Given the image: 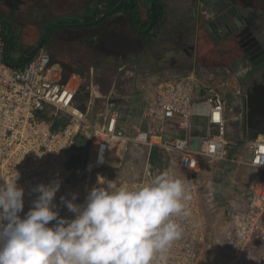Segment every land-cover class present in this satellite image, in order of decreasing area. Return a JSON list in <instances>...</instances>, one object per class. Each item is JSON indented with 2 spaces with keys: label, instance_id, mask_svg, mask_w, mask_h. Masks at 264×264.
Segmentation results:
<instances>
[{
  "label": "built area",
  "instance_id": "2783aa9c",
  "mask_svg": "<svg viewBox=\"0 0 264 264\" xmlns=\"http://www.w3.org/2000/svg\"><path fill=\"white\" fill-rule=\"evenodd\" d=\"M6 50L7 36L0 23V183L16 181L24 189L26 212L36 198L32 189L41 183L61 181L54 203L60 201L76 169L69 163L80 135L90 140L92 149L86 170L108 166L109 153L119 152V147L128 143L149 149L159 146L179 154L180 168L190 172L187 183L192 192L193 174L203 160H230L225 98L193 74L162 80L154 102L140 118V127L130 134L117 109L111 110L102 124L88 119L86 108L76 102L80 82L72 77L64 80L59 63L47 49L39 46L22 64L8 62ZM196 115L206 116L214 127L200 139L198 148L191 144ZM166 131L172 136L167 138ZM249 144L250 164L258 170L259 178L244 212L237 216L242 242L235 246L230 264H264V134ZM182 246L187 251L191 248Z\"/></svg>",
  "mask_w": 264,
  "mask_h": 264
},
{
  "label": "rangeland",
  "instance_id": "374dc122",
  "mask_svg": "<svg viewBox=\"0 0 264 264\" xmlns=\"http://www.w3.org/2000/svg\"><path fill=\"white\" fill-rule=\"evenodd\" d=\"M171 10L168 19H163L166 21L165 26L158 31L153 43L141 56L133 54L124 60L111 58L101 63L99 59H103L102 55L96 56L90 53L86 65L79 64L75 68L81 69L83 73L80 74L73 69L68 77H72L76 82L81 81L76 102L86 108L90 121L102 124L108 112L117 109L121 114V122L125 130L130 134H133L136 126H140L141 116L147 106L154 102L158 85L166 78L193 74L198 81L211 84L224 96L227 135L231 142L228 156L230 160L222 165L219 162L214 163L219 160L205 159L202 161V167L194 172L195 192L188 189L189 215L185 219L176 218L182 227V235L173 243L166 264H230L235 246L242 242V231L237 216L244 212L252 186L259 178L258 170L250 164L249 143L255 136L241 135L243 122L238 119L240 107L234 103L230 94L232 89L226 84L229 74L212 66L213 59H216L214 54L218 42L209 33V39H206L207 42L204 43L199 37V34L204 31H200L199 28L196 31L198 38L196 37L194 45L200 46L204 52L197 57L196 50L191 49L193 42L187 39L190 36L188 34L190 30L183 35L181 34L185 33L183 28L181 33L176 32V36L174 34L168 36V30L174 28L173 24L170 25L172 21H169L174 14L172 8ZM60 13L62 14L63 11ZM80 13L84 14V9L80 10ZM202 13L209 19L212 14L209 6H202ZM188 22L186 20L183 23L189 25ZM63 43L58 41L55 52L71 55V58L75 57L72 50L69 51ZM43 48L49 51L48 44L44 43ZM123 114H128L125 116L129 119ZM201 119H195V122L199 123L197 125H202ZM192 123L194 127L193 119ZM134 145L135 143H128L126 146L119 147V150L124 151L120 167H116L119 162L116 161L106 167L86 170V164L92 155L91 146L89 145L87 152L80 151V155L75 153L74 156L77 155L78 160L75 162L73 180L65 189L63 196L71 199L74 193H78L75 202L83 204L87 192L93 187L110 183L135 186L150 181L151 179L146 178L145 168L148 162L150 164V158L148 159L142 152L135 153L132 149ZM206 163L215 164V166L208 169L204 167ZM157 174L154 173V176ZM186 186L188 188V183ZM58 206L62 217L74 218L73 213L60 205V201ZM26 213L24 210L19 215L23 217ZM54 223L55 221L51 222V224ZM181 244L191 248L187 251L188 249Z\"/></svg>",
  "mask_w": 264,
  "mask_h": 264
},
{
  "label": "clouds",
  "instance_id": "9594fccd",
  "mask_svg": "<svg viewBox=\"0 0 264 264\" xmlns=\"http://www.w3.org/2000/svg\"><path fill=\"white\" fill-rule=\"evenodd\" d=\"M60 187L59 180L34 187L21 217L24 189L0 183V264H166L182 235L176 218L189 215L188 188L171 169L135 186L93 187L83 204L78 193L61 196L73 219L54 203Z\"/></svg>",
  "mask_w": 264,
  "mask_h": 264
},
{
  "label": "trees",
  "instance_id": "16d2710c",
  "mask_svg": "<svg viewBox=\"0 0 264 264\" xmlns=\"http://www.w3.org/2000/svg\"><path fill=\"white\" fill-rule=\"evenodd\" d=\"M19 1L17 4L12 0L8 1L9 6L16 12L12 17L18 18L26 29L31 28V32H37L41 28V35H38L39 31L36 34V43L40 44V40H44L48 44L51 55L62 64L64 80L69 78L77 65H86L90 53L102 55L103 59H99L101 63L111 58L124 60L133 54L141 56L153 43L166 15L165 0H22V10L17 11ZM186 3L185 6L193 8L195 1L186 0ZM82 9L84 14L80 13ZM56 11L59 13H55ZM34 12H41V15L35 20L27 18L33 16ZM25 14L27 19L22 16ZM192 15L193 13L188 16L189 22H192ZM4 18L7 21L1 22L8 28L5 58L10 63H25L38 50L39 45L33 44L35 40L25 38L29 47L22 52L19 37L13 34L17 30L16 26L9 21L10 17L6 15ZM174 22L172 19V26L177 25L176 30L183 29L184 25L180 21ZM59 40L64 42L63 45L69 51L72 50L74 59L71 55L55 52ZM15 51L22 53L15 57ZM89 145L90 140L87 137L78 136L71 160L73 167H76L77 155L82 151L87 152ZM75 153L77 155L74 156Z\"/></svg>",
  "mask_w": 264,
  "mask_h": 264
},
{
  "label": "flooded vegetation",
  "instance_id": "af4514ba",
  "mask_svg": "<svg viewBox=\"0 0 264 264\" xmlns=\"http://www.w3.org/2000/svg\"><path fill=\"white\" fill-rule=\"evenodd\" d=\"M199 4L212 12L210 19L200 13L205 23L199 26L204 31L199 37L205 43L210 33L218 42L212 66L229 74L226 84L240 107L241 135L255 136L246 126L250 103L264 111V0H201ZM194 49L197 57L204 52L200 46Z\"/></svg>",
  "mask_w": 264,
  "mask_h": 264
},
{
  "label": "crops",
  "instance_id": "0c3cea01",
  "mask_svg": "<svg viewBox=\"0 0 264 264\" xmlns=\"http://www.w3.org/2000/svg\"><path fill=\"white\" fill-rule=\"evenodd\" d=\"M8 1L9 0H0V17H1L0 22L2 20H4V23H5V21H7L5 18H3V16H6L7 15L8 17H10L9 21L13 24V26L15 25L16 26V29H17L16 32H14L13 34L16 35L17 37H19V40L21 42L20 48H21V51L23 52L25 49H27V47H29V45L27 44V42H25V38L31 39L32 41L35 40V43H33V44H38V43H36V41H37L36 40V34L39 31V34L38 35H41V28H38L37 32L35 30H34V32L33 31L31 32V28H29V29L27 28L26 29L23 26V24H21L19 22L18 18H16V17L13 18L12 17V15H14L16 12L13 11L12 8L9 6ZM12 1L17 4V1H19V0H12ZM25 1H27V0H25ZM194 1H195V3L192 6L193 8L190 7L191 8V10H190L189 7L185 6V5H187L186 0H165V4H166V15H165V19L167 20L168 17H169V15H171V12H172L171 8H172L174 14L172 15L171 18H169V21H172V19H173V22L178 20V21H180L181 24L184 25L183 28H185V32L186 33H188V31L190 30L189 33H188L190 36L187 39H189V40H191L193 42V45H191V49H194V47H196V45H194V42H195L196 37H197L196 36V31L199 29V26L201 24H204L205 23V20H203V18L200 15V13H202V9H201L202 7H201V4H199L201 2V0H194ZM19 2H20V4H18V10L17 11H21L22 10V8H21V6L23 5V4L21 5L22 0H20ZM33 2L35 3V1H33ZM13 7L15 8V6H13ZM35 9H37V8H35ZM200 10H201V12H200ZM34 13L35 14L33 16H29L27 18H29L30 20H35V19L38 18V16L41 15V12L38 13V14H36V12H34ZM192 13H193V15H192V17H193L192 22H189L188 23L189 25L184 24L183 22L186 21L187 19H189L188 16H189V14H192ZM22 16L25 18L26 17V14L25 15H22ZM186 17H187V19H186ZM27 18H25V19H27ZM187 21H189V20H187ZM23 23H25V22H23ZM162 23H163V25H161L160 30H162V28L165 26L166 21H163ZM1 24H2V26H3V28H4L5 32H6L8 30V28L2 22H1ZM171 24L172 23H170V25ZM34 29H36V28H34ZM171 29L170 30L164 29V30H168V32H169V35L168 36H171L173 34L176 36V32L181 33V31H182V30H179V31L176 30L177 29V25L174 26V28H171ZM186 33H183L182 32L181 34L184 35ZM40 42L41 43L43 42V46H44V40L43 41L40 40ZM40 44H38V45L40 46ZM22 52L15 51L14 56L15 57H19L20 56V53H22ZM52 57H53V60L55 62H58L59 63V65H60V67H61V69L63 71V67H62L61 62L58 59H56L55 56L52 55ZM77 70L78 69H75V71H77ZM109 112H111V110ZM87 114H88V111H87ZM125 115L128 116V114H125ZM125 115L123 114L124 117H126L127 119H129ZM197 118H200V119L202 118L200 120L201 123H202L201 126L200 125H197L199 123H196L195 122V119H197ZM192 119H193V122H194L195 126L193 127V129L191 131V135H192V142H191V144H192V147L198 148L200 139L202 137L206 136V135H209L211 132H213V128L214 127H212V126H210L208 124L207 117L204 116V115H201V116L200 115H196V116H193ZM105 121H106V119H105ZM92 122H94V121H92ZM138 123L139 122H137V124ZM138 127H140V126H138ZM143 127L144 128L146 127V123H144V122H143ZM243 135L244 134H242V136ZM165 136L168 138L169 136H172V135H171L170 132L166 131V135ZM132 149H133V151L135 153L142 152L143 155L145 154L148 159L150 158V161H151L150 164L148 162L146 164V167H145L146 168V172H147L146 178L152 179L154 177V173L160 174V173H162L165 170L171 169L176 174V176L179 179H181L182 181L185 180V183L187 184V180L189 178L188 175L190 176V172H188V171L183 170V169L180 168V166H179V160H178L179 159V154L178 153L166 151V150H164L163 148H161L159 146H155L152 149H149L148 146H146V145L136 144V143L132 147ZM123 152H124L123 150H120L119 152L116 151L117 154H115V157L118 156V159L120 160V162H118V165H116V167H120L121 166V163L123 161V157H122ZM226 161L227 160H219V161H214V163L219 162L220 164L223 165ZM214 166H215V164H207V163L204 165V167H207L208 169L214 168ZM201 167H202V163H201ZM212 179H213V177H212ZM214 185L216 186V184H214ZM179 218H184V217H179Z\"/></svg>",
  "mask_w": 264,
  "mask_h": 264
},
{
  "label": "water",
  "instance_id": "95a60500",
  "mask_svg": "<svg viewBox=\"0 0 264 264\" xmlns=\"http://www.w3.org/2000/svg\"><path fill=\"white\" fill-rule=\"evenodd\" d=\"M40 47H43V42L40 44ZM80 74L82 73L81 69L77 70ZM253 96V95H251ZM263 106L253 105L250 103L249 110V120L247 123V128L254 133L255 136L259 134H264V111L262 110Z\"/></svg>",
  "mask_w": 264,
  "mask_h": 264
},
{
  "label": "bare ground",
  "instance_id": "6f19581e",
  "mask_svg": "<svg viewBox=\"0 0 264 264\" xmlns=\"http://www.w3.org/2000/svg\"><path fill=\"white\" fill-rule=\"evenodd\" d=\"M117 146H118V144H117ZM115 154H117V153H116V151H114V150L111 151V152L109 153L108 162H109V164H111V165H112L113 162H116V161H119V162H120V160L118 159V156L115 157ZM69 166H70V167L73 166V165H71V162L69 163ZM89 168H92V165L89 164ZM68 186H70V183H69ZM68 186H67V187H68ZM64 191H65V190H64ZM63 193H64V192H63ZM57 205H58V203H57ZM237 220H238V219H237Z\"/></svg>",
  "mask_w": 264,
  "mask_h": 264
}]
</instances>
